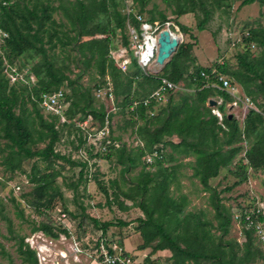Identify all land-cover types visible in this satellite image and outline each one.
Segmentation results:
<instances>
[{"label":"trees","instance_id":"trees-1","mask_svg":"<svg viewBox=\"0 0 264 264\" xmlns=\"http://www.w3.org/2000/svg\"><path fill=\"white\" fill-rule=\"evenodd\" d=\"M125 1L127 0H0V33L6 35L0 53L3 50V57L10 62L27 55L39 57L32 73L35 83L19 86L11 85L3 75L0 54V140L4 141L3 148L0 149V154H4L1 156V166L4 172L14 175L23 172L22 167L26 160L36 158L37 162L50 163L51 160L63 159L55 152L61 132L64 130L68 134L74 132L77 135L75 124L87 116L97 120L99 127H103L107 116L105 108L102 104L97 108L93 105L94 98L91 93L96 88L106 86L105 78L108 77L113 88L112 94L115 100L120 99L122 105L119 113L128 116V125L131 127L141 121L142 124L133 131L143 146H139L131 156L122 159L124 147L116 149L109 145L106 155L97 156V160L109 162L111 155L118 151L117 162L123 167L121 178L136 164L141 163L143 167L134 181H130L132 184L127 190H122L118 181L112 182L113 201H108V191L102 183L96 179L94 181L107 197L108 207L115 203L120 211L135 207L143 213L144 218L135 220L138 224L137 232L142 239L139 250L146 249L156 240L152 252L168 250L171 253L170 264L250 263L254 254L258 253L251 249L252 232H246L247 244L244 254L238 257L234 245L224 240V236L229 232L231 215L221 204L218 194L214 193L210 197V203L216 213L217 228L221 232L219 237H216L207 228L208 222L201 220V217L192 213L183 214L187 203L185 196L173 198L167 192L170 182L175 178V171L181 165L165 168L163 163L172 164L177 161L175 154L194 155L192 177L198 178L200 184L207 189L208 180L216 177L220 169L229 166L241 153L242 143L255 137L243 159L247 162V168L253 172L264 170V133L260 131L264 124V27L249 29L248 35H242L241 41L248 45L249 51L236 54V64L232 67L227 62H222L214 64V68H193L194 72L188 71L189 66L184 63V59L191 45L183 46L182 41L160 74H144L134 57L127 72L123 73L109 58V51L114 48L113 39L119 32L122 45H129L126 20L129 19L134 28L138 29L139 23L135 15L144 13L150 0H130L133 12L137 8L135 14L123 13ZM213 1L220 7L221 0ZM163 2L169 8L173 7L171 12L176 17L187 14L196 16L199 11L201 17L196 27L198 31L205 30L210 13L204 0ZM255 2L264 5V0H243L241 6ZM53 13H59L58 19L53 17ZM148 13L150 18L147 22L156 21L154 11ZM157 15L162 24L166 22L163 12H157ZM176 27L183 35L188 32L184 26ZM97 35L103 37L85 40ZM252 44L261 48L258 56L253 55ZM71 52L75 54L74 57ZM61 55L62 60H59ZM70 60L76 65L82 64L81 67L78 66L79 71L74 78L69 76L71 70L65 64V61ZM90 68L95 69L99 80L92 87H83L81 80ZM66 71L69 74H66ZM202 73L208 75V78L202 77ZM218 76L228 77L231 84L236 88L240 87L244 97L261 111L248 109L241 123L232 113L228 114L227 105L233 98L229 93L212 86H219ZM161 78L173 84L187 79L188 84L182 91L169 93L166 102L158 107L157 114L150 118L149 122L148 111L150 112L157 103L152 101L149 106H144L143 101L158 88ZM90 79L97 78L91 76ZM59 89H66L71 93L65 91L69 105L65 113L67 122L57 129V119L44 116L37 101L42 94ZM218 98L222 100L220 105L216 103L214 107L207 106L210 100ZM134 103L136 107L130 111ZM213 109L222 114L220 123L212 113ZM111 115H108L109 119ZM172 137L178 138L179 142L173 143L170 140ZM38 144H45V147L42 150L35 149ZM159 146H169L171 153L155 160L153 166L158 170L151 173L145 169L148 165L141 158L146 153L160 149ZM74 149L87 150L92 157L89 149H93V146L87 147L82 136L78 137ZM37 162L32 164L28 175V183L32 185L28 195L33 199L31 206L40 221L31 231L41 230L56 238L58 232H65L49 214L55 198H62L55 181L59 173L49 172L47 168L41 169ZM76 165L81 166L79 175L82 177L86 164L78 161ZM170 169L172 172H169ZM239 178V181L234 183L235 186L247 180V174L243 173ZM124 201H130L131 206L125 205ZM66 216L71 220L69 215ZM90 220L102 234L114 226L111 222L101 224L94 218ZM121 225L127 226L126 223ZM17 245V252L23 264H37L34 253L24 243V237H17ZM259 252L264 251L260 249ZM109 253L112 254V250H109ZM260 257L264 262V257Z\"/></svg>","mask_w":264,"mask_h":264},{"label":"rangeland","instance_id":"rangeland-1","mask_svg":"<svg viewBox=\"0 0 264 264\" xmlns=\"http://www.w3.org/2000/svg\"><path fill=\"white\" fill-rule=\"evenodd\" d=\"M242 1L221 0L219 7L213 0H204V4L210 13L209 22L205 26L204 31H198L196 27L201 17L199 11L196 13L197 17L194 14L176 17L171 12L173 7L169 8L163 0H150L145 8V12L141 14V18L147 22L150 18L148 12L153 10L156 18L154 22L159 24L163 29L170 24V29L175 34L182 36L183 46L191 45L184 59V63L189 66L188 71L194 72L193 68L205 70L214 68V64H221L222 62H227L232 67L236 64V54L249 51L248 45L241 41L242 33L247 32L249 29L264 27V5L255 2L250 5L241 6ZM55 4L57 3L55 2ZM131 7V1H125L123 13H132ZM135 11L137 12V8H135L134 14ZM157 12L164 13L166 16L165 23L162 24L161 20L158 19ZM53 17L58 19L59 13H53ZM154 22L147 23L153 24ZM176 26H184L188 29V32L183 35ZM128 27L134 28L129 19L126 20L127 35ZM118 33L113 39L114 48L111 51H116L123 46ZM102 37V35H97L85 40L100 39ZM3 39L4 37L0 33V47L3 44ZM260 52L261 48L257 46L253 48L254 56H258ZM58 53L57 50L56 54L58 55ZM0 54L2 56V73L6 79L10 76L11 71L21 70L23 74L25 73L33 77V83L30 82L31 84L35 83L32 73L34 68H36L35 64L39 61V57H34V55H32L33 57H29L27 55L10 62L7 58L3 57V54H5L3 50ZM74 55L71 52V56L74 57ZM62 56H59L58 59L62 60ZM128 57L129 66L134 54L131 53V58L130 56ZM65 64L71 70L70 74L66 71V74H69L71 78L75 77L74 75L79 71L78 66L81 67L82 65L80 63L76 65L71 60L65 61ZM163 69L157 71L156 68L153 73L160 74ZM213 71L214 69H212ZM91 76L97 79L91 80ZM98 80L95 69L90 68L88 73L83 76L81 84L83 87H92ZM105 81L106 86H104L100 99L94 98L95 90L91 93V96L94 98L93 105L96 108L99 104L105 105L104 103L108 100L107 96H105L106 93H112L113 88L110 79L106 77ZM183 81L178 84L179 90H175L172 92L173 94L176 91H182L181 89L188 84L187 79ZM18 85L22 86L25 84L21 82ZM134 86L135 84H133ZM212 86L217 88L215 84H212ZM64 91L71 93V91L66 89ZM185 91L189 92V90ZM230 94L232 98L236 94L247 103H239L233 111L229 110L235 117L237 116L241 120L250 103L244 100L246 98H244L240 87L230 92ZM111 95L114 99L116 111L110 113L112 115L108 121V130L106 131H109V137L113 140L111 141L116 143V147L114 148L119 149L122 146L124 147L122 159H125V156H131L139 146H143V143L138 140L137 134L133 131L142 123L141 121H137V124H132V127L128 125V116L119 113L122 106L120 99L115 100L113 94ZM168 95L169 93L164 95V100L156 105L154 104L152 110L148 111L149 122L157 114L158 107L166 102ZM107 107L110 108L111 106L107 105ZM251 107L255 111L259 110L254 105H251ZM129 110L133 111V107H130ZM43 115L46 116L44 113ZM87 120H89L88 123L92 121L90 123L91 128L97 129L99 127L98 121L94 120L91 116H87ZM56 128L60 129L61 125H57ZM82 131L77 128V135L74 132L68 134L64 130L61 132L60 140L55 146V152H58L63 159L58 161L51 160L50 163L37 162L36 158L26 160L23 163V172H18L14 175L4 172V168L1 166V156L4 154H0V177L3 179L2 181L0 180V264H23L17 252V237L20 236L24 237V242L25 239L29 238V241H33L36 247L44 244L48 253L52 255L57 250H64L67 254L66 264H107L101 257L103 248V252L105 250H112V255L119 257L125 264H170L171 253L168 250H163L166 253L161 255L159 252L162 251L152 252V247L156 244V240L146 249L139 250V246L142 245V239L139 232H137L138 224L135 220L144 218L143 213L135 207H129V210L120 211L115 203L108 207L106 204L107 197L102 194L94 181L96 179V181L102 183L108 191V201H113L112 182L114 180L118 181L119 185L122 186V190H127L130 184H132L130 181H134L143 165L141 163L136 164L134 168L129 169L128 172L123 174L124 178H121V169L123 167L117 162L118 151L111 155L109 162L97 160V156L101 155V145L99 142L96 145L92 144L93 149H89L92 157L89 156L87 150H84L86 152V159H84V155H80L79 152L81 149H74V146L78 142V137L82 136L83 138L84 132ZM260 131L264 133V124L261 126ZM255 139V137H252V139L245 140L242 143L241 153L234 158L229 166L220 169L216 177L208 180L207 189L200 184L198 178L192 177V166L195 161L194 155L183 156L175 154L174 156L177 158V161L172 164L164 162L163 166L167 168L169 166L181 165L175 171V178L170 182L167 192L173 198H178L179 196L187 198L183 214L192 213L198 215L201 217V220L208 222L207 228L210 230V233L219 237L221 232L217 228L216 213L210 203V197L214 193L218 194L221 204L229 210L231 215L229 232L224 236V240L228 241L231 245L233 244L238 257H241L247 244L246 232L251 231V249L254 252L258 251V253L254 254L252 261L247 264H264L260 257H264V252H259L260 249L264 251V228H262L264 226L262 224H254V220H256V216L258 215L257 210L260 209L262 214H264V170L253 172L250 168H247V162L243 159L247 149L253 144ZM170 140L173 143L179 142V139L176 137H172ZM3 143L4 141L0 140V149L3 148ZM44 147L45 144H38L34 148L42 150ZM159 148L156 150L160 151L162 155L171 153L169 146H159ZM150 154L146 153L141 158L145 164H147L146 160L147 162L151 161L147 159ZM241 158L242 160L240 161ZM78 161L86 164L82 177L79 175L81 166L76 165ZM34 162H37L41 169L47 168L49 172L59 173L55 181L60 189L62 198L57 197L53 201V209L49 213L51 218L57 222L59 212L64 211L71 219L63 221L65 225L71 227V235L66 234L63 236L62 232H58V236L52 238L43 232L45 236L43 235L44 240L41 242L42 244L38 239L42 231H31L32 227L40 221V217L34 213L31 206L33 199L28 195L32 190V185L28 183V175ZM154 163L155 161L152 159L145 169L151 173L155 172L158 168L153 166ZM169 172H172V170L170 169ZM169 172L168 174H170ZM243 173L247 174V180L235 186L234 183L239 181V175H243ZM226 188H230V190L227 191ZM114 190L116 191V189ZM124 204L131 206L130 201H124ZM20 213L22 215H19ZM251 216L254 219H251ZM90 218L98 220L101 224L111 222L114 226H111L105 234H102L94 227ZM121 223H126L127 226H122ZM170 226L174 227L172 224ZM206 264L209 263L207 262Z\"/></svg>","mask_w":264,"mask_h":264},{"label":"built area","instance_id":"built-area-1","mask_svg":"<svg viewBox=\"0 0 264 264\" xmlns=\"http://www.w3.org/2000/svg\"><path fill=\"white\" fill-rule=\"evenodd\" d=\"M130 13V12H129ZM136 20L139 23V28L138 29H131L128 27V39H129V45L128 46H122L118 48L116 51H109V58L113 61L114 65L123 73L126 72L128 64H129V57L131 58V53L134 54V58H136L137 65L138 67L142 70L144 74H154L153 72L155 71L154 68V60L156 57L157 53V38L158 34L164 30V29H170V24H168L166 28H162L159 24L154 22L153 24H149L145 21L142 20L141 15H135ZM178 29V28H177ZM171 30V29H170ZM172 31V30H171ZM173 32V31H172ZM174 33V32H173ZM2 34V33H1ZM248 35L247 32H243L242 35ZM3 37H6L5 34H2ZM254 44L251 45V50L253 51ZM133 56V55H132ZM214 73V71L212 72ZM202 77L205 79L208 78V75L202 73ZM9 80V83L11 85L19 84V83H24L25 85L29 84L31 85L30 82L33 81L32 76H28L25 73L23 74L19 70L11 71L10 76L7 78ZM218 85L217 88L225 91L230 94L233 90H237L235 86L231 84L229 79L225 76H218L217 77ZM33 83V82H32ZM179 90L178 84H173L169 80L165 78L160 79V84L158 88L153 91L148 99L143 101L144 106H149L152 101L159 103L164 100V95L167 93H172L175 90ZM104 90V87L102 88H96L94 91L95 99H100L102 95V91ZM232 90V91H229ZM112 94V93H111ZM110 93H106L105 96H107V101L104 103V108L105 112L107 114L105 118V123L103 127H98L97 129L91 128L90 121L87 120V118L81 122H77L75 125L77 128H79L83 133V140H85L87 147L88 146H93L96 145L98 142L100 143L101 147V155L100 156H105L106 153L108 152V147L110 144L116 147V143L112 142L110 137H109V131L107 129L109 117L108 115L110 113H114L116 111V107L114 106V99L112 98V95ZM231 95V94H230ZM245 98V97H244ZM243 98V99H244ZM216 103L220 105L222 103L221 99H215ZM214 100V101H215ZM247 100L249 106L246 108V111L248 109H253L251 107L252 103L248 98L244 99ZM151 101V102H150ZM245 103L241 98H239L236 94H234L233 101L227 105V108L231 111H233L235 108H237L239 103ZM38 106L42 113H44L47 116L54 117L57 120V125H63L67 122L66 118V111L69 107L68 103L66 102V92L63 89H59L57 91H54L52 93H46L42 94L40 99L37 101ZM107 105H110L111 107L108 108ZM133 109L136 107V103L133 104ZM115 109V110H114ZM114 110V111H113ZM245 111V112H246ZM242 115V119L240 120L237 116L236 118L238 121L241 123L243 121V118L245 116ZM212 113L218 118L219 123L222 121V114L217 110L213 109ZM231 112L228 111V114ZM90 117V116H89ZM241 125V124H240ZM95 130V131H91ZM95 142V143H94ZM104 142V143H103ZM93 144V145H92ZM80 155H84V159H86V152L84 149H81ZM163 155L161 154L160 151L154 150L150 155H148L147 159H152L155 160H160L162 159ZM146 160V159H145ZM149 160V161H150ZM150 162H147V164H150ZM0 180L2 181L3 179L0 177ZM0 181V182H1ZM19 190V188L17 187ZM254 206V205H250ZM257 216L256 220H254V224H262L264 226V214H262V211L259 209L257 210ZM67 216L64 212H59V217L57 222H55L57 225L61 226L65 232L63 233V236L66 234L71 235V227L67 226L64 224V220H67ZM251 219H254L251 216ZM244 221V220H243ZM264 228V227H262ZM42 234L38 237L40 240V243L44 240L43 235L45 234L41 232ZM262 234V232H261ZM42 237V238H41ZM263 237V236H261ZM38 241V240H37ZM264 242V239H263ZM26 246L29 248L34 253L35 259L37 264H66L65 260L67 259V254L64 252V250H57V252H53L52 254L48 253V250L46 249L45 245L42 244V246L34 244L33 241H29V238L25 239ZM104 249V248H103ZM101 252V257L106 261L107 264H125L124 261H121V259L117 256H113L112 254L109 253L108 251ZM77 252V251H76ZM74 253V252H73Z\"/></svg>","mask_w":264,"mask_h":264},{"label":"water","instance_id":"water-1","mask_svg":"<svg viewBox=\"0 0 264 264\" xmlns=\"http://www.w3.org/2000/svg\"><path fill=\"white\" fill-rule=\"evenodd\" d=\"M182 42V36L173 33L170 29H164L158 34L157 38V53L154 60V68L161 70L170 61L171 57L176 53L177 48ZM216 102L210 100L208 102L209 107H214ZM232 116L230 115L229 118Z\"/></svg>","mask_w":264,"mask_h":264},{"label":"crops","instance_id":"crops-1","mask_svg":"<svg viewBox=\"0 0 264 264\" xmlns=\"http://www.w3.org/2000/svg\"><path fill=\"white\" fill-rule=\"evenodd\" d=\"M166 251H167V250H166ZM166 251L159 252V254L161 255V254H163V253H166Z\"/></svg>","mask_w":264,"mask_h":264}]
</instances>
